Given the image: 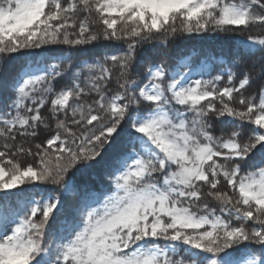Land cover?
I'll use <instances>...</instances> for the list:
<instances>
[{
	"label": "snow or ice",
	"instance_id": "6c2138e0",
	"mask_svg": "<svg viewBox=\"0 0 264 264\" xmlns=\"http://www.w3.org/2000/svg\"><path fill=\"white\" fill-rule=\"evenodd\" d=\"M254 30L264 0H0V264H264ZM208 34L229 46L214 75L170 65ZM97 169L94 200L47 187Z\"/></svg>",
	"mask_w": 264,
	"mask_h": 264
},
{
	"label": "trees",
	"instance_id": "16d2710c",
	"mask_svg": "<svg viewBox=\"0 0 264 264\" xmlns=\"http://www.w3.org/2000/svg\"><path fill=\"white\" fill-rule=\"evenodd\" d=\"M252 35H261L264 32L253 31ZM247 35V34H245ZM212 34H208L201 38L198 36L191 37H180L176 40L170 41L167 46V52L169 57V63L173 67H178L182 71L187 70V68H182L180 62L186 59L192 68H197L202 63L207 64V70L203 73V78H209V74H215L213 72V64H220L223 62L224 56L229 55V46L223 44L216 39L211 38ZM158 43V42H156ZM153 44H146L138 50V56H152L153 55ZM223 51V55L221 52ZM39 51V50H37ZM26 59V58H22ZM31 61L29 60V63ZM19 61L17 64L19 65ZM18 70L13 68L10 74H15ZM59 87V85H57ZM41 139H44V134H41ZM23 164L31 163L35 165L37 161L32 157L22 158ZM73 182V190L67 194L64 193L63 189L58 186L48 185V188L53 189L56 194L61 195L62 199L70 202L72 205L77 204L81 200L91 201L95 195H101L104 191V185L107 182V176L101 170L90 171L87 174L76 172L75 175L71 177ZM39 199L40 197H35ZM14 201L18 207H22L24 201L17 199L16 197L10 198V202ZM17 208L14 207L10 211H16ZM4 211H9L5 209H0V213Z\"/></svg>",
	"mask_w": 264,
	"mask_h": 264
},
{
	"label": "rangeland",
	"instance_id": "374dc122",
	"mask_svg": "<svg viewBox=\"0 0 264 264\" xmlns=\"http://www.w3.org/2000/svg\"><path fill=\"white\" fill-rule=\"evenodd\" d=\"M189 62L184 59L180 62V65H184V64H188ZM177 71H182L181 69H179L177 66L175 67ZM207 70V64L206 63H202L200 66H198L197 68H192V78L193 79H196V78H201V73L205 72ZM185 72L188 71L187 70H184ZM100 196V195H99ZM99 196H94L93 197V200L98 198ZM61 232H63V228L60 229Z\"/></svg>",
	"mask_w": 264,
	"mask_h": 264
}]
</instances>
